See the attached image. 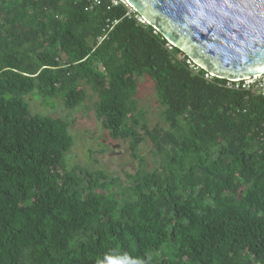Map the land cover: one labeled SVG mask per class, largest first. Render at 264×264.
<instances>
[{"label":"trees","instance_id":"1","mask_svg":"<svg viewBox=\"0 0 264 264\" xmlns=\"http://www.w3.org/2000/svg\"><path fill=\"white\" fill-rule=\"evenodd\" d=\"M133 14L112 0H0V264H264V97L205 79ZM144 77L162 108L150 129L133 101ZM85 86L132 158L150 139V171L66 168L68 122L23 96L73 110Z\"/></svg>","mask_w":264,"mask_h":264},{"label":"water","instance_id":"2","mask_svg":"<svg viewBox=\"0 0 264 264\" xmlns=\"http://www.w3.org/2000/svg\"><path fill=\"white\" fill-rule=\"evenodd\" d=\"M128 7L212 78L264 76V0H125Z\"/></svg>","mask_w":264,"mask_h":264},{"label":"rangeland","instance_id":"3","mask_svg":"<svg viewBox=\"0 0 264 264\" xmlns=\"http://www.w3.org/2000/svg\"><path fill=\"white\" fill-rule=\"evenodd\" d=\"M85 92L84 101L73 110L64 109L58 100L37 97L38 95L33 93L23 96L31 114L68 122L73 144L64 156L66 168L101 171L107 176H117L121 180L136 170L150 171L156 163V158L151 154L150 139L146 136L140 137L141 142L135 150V158H132L130 139H111L108 136L94 114L96 93L88 86H85ZM133 101L142 123L149 129L162 125V108L157 102L153 83L148 78L144 77L139 81Z\"/></svg>","mask_w":264,"mask_h":264},{"label":"built area","instance_id":"4","mask_svg":"<svg viewBox=\"0 0 264 264\" xmlns=\"http://www.w3.org/2000/svg\"><path fill=\"white\" fill-rule=\"evenodd\" d=\"M114 5L121 4L125 6L131 13H134L126 4L125 0H112ZM134 15V14H133ZM133 19H135L139 24H144V21L137 16L136 14L133 16ZM116 22L113 21L111 25H114ZM205 79H211L209 75L205 74ZM227 89H231L234 91H252L254 93L260 94L262 97H264V76L263 77H257L250 80H243L239 82H229L226 81V84L224 86Z\"/></svg>","mask_w":264,"mask_h":264}]
</instances>
